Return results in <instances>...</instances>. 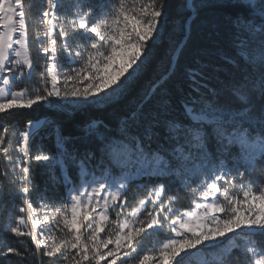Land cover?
I'll list each match as a JSON object with an SVG mask.
<instances>
[{"label": "snow or ice", "instance_id": "6c2138e0", "mask_svg": "<svg viewBox=\"0 0 264 264\" xmlns=\"http://www.w3.org/2000/svg\"><path fill=\"white\" fill-rule=\"evenodd\" d=\"M172 9L44 0L32 18L27 0H0V122L52 117L28 120L15 145L0 123V264H191L206 251L264 264V0H180L182 41L154 68ZM199 21L207 43L185 60ZM117 108L114 127L95 115Z\"/></svg>", "mask_w": 264, "mask_h": 264}, {"label": "trees", "instance_id": "16d2710c", "mask_svg": "<svg viewBox=\"0 0 264 264\" xmlns=\"http://www.w3.org/2000/svg\"><path fill=\"white\" fill-rule=\"evenodd\" d=\"M40 1L41 0H27V3L29 5H31V13L30 16L32 18H35L37 16V12H39V9L41 7L40 5ZM186 2V0H185ZM180 3V0H172V4H173V9H172V17H171V22L169 24V32H168V38H166L162 43L160 48L158 49L157 53H156V59L154 62L153 67H157V65H159L161 59H166L170 53V49L171 47H173L176 44L181 43L182 41V35L180 32V23H181V19L178 17L177 15V11H178V5ZM189 23H192L191 21H189ZM203 24V21H199L196 24V31L194 32L191 42H184V47L187 50L186 52V56H185V60H187L188 58L191 57V55L193 54V52L195 50H197L200 46L204 45L207 43V41L204 38V33L201 30V25ZM37 71H42V67H38ZM223 72H227V69H223ZM153 77V71H149L147 73L144 74L143 79L141 80V86H143L144 84H146V82L151 79ZM120 109H108V110H99L96 112V117L99 119L104 120L105 123H107L109 125V127H114V123H115V114L117 112H119ZM91 114H82V115H76V114H65V119L66 120H85L88 119V117ZM45 116L51 117V113L48 112L46 109H41L40 111L32 114V115H27L24 113H18L16 115H13L11 117H9V119L6 122H0V123H6L10 126L11 130H18V129H23L26 122L30 119H33L35 117H39V118H44ZM52 118V117H51ZM44 143L46 145L50 144V142L45 139ZM260 179L264 180V177H260ZM0 181H3L4 186H5V190L8 189V182L7 180L4 179V177H0ZM34 182L36 185H38L41 189L44 187L45 184V177L41 174L39 169H36L35 173H34ZM137 190L135 189V187H133L128 193V199H133V196L135 194ZM64 194V188L63 186H60L55 193H53L51 190L49 192V195H54L55 198H61V196H63ZM186 198L187 197H182L181 200V204L183 205V207H187L186 205ZM7 208L4 209V214L7 213ZM9 242L13 244V246H16L18 248H23V245L21 243H19L15 238L9 237Z\"/></svg>", "mask_w": 264, "mask_h": 264}, {"label": "rangeland", "instance_id": "374dc122", "mask_svg": "<svg viewBox=\"0 0 264 264\" xmlns=\"http://www.w3.org/2000/svg\"><path fill=\"white\" fill-rule=\"evenodd\" d=\"M70 2V0H69ZM43 3H44V0H41L40 1V9H39V12L41 10V8L43 7ZM39 12H37L39 14ZM37 14V16H38ZM35 25H33L34 27ZM35 46H33V53L35 54ZM43 58H41V61H42ZM43 70V68H42ZM65 70H67L65 68ZM39 72V71H37ZM66 114H69V115H72L73 113L69 112V113H66ZM48 118H51V117H48ZM43 119V118H42ZM24 130L23 129H18V130H11L10 129V132H9V135L8 137H6V141L10 142L11 144L15 145V143L17 142L18 138H19V132ZM142 195V193H138L137 191L135 192L134 196H133V199H128L129 201V205L131 206H135L136 202H137V199L138 197ZM65 198V189H64V194L63 196H61V198H56L57 200H62ZM33 201H34V205L38 206V196L36 194L33 195L32 197ZM186 205L187 207H183L182 210H187L188 206H189V199L186 198ZM132 210L131 207L128 208V211L130 212ZM8 211V210H7ZM113 215H115V213H113ZM168 235H170L169 233H161L158 237H148L146 236L145 237V244L147 247H151L152 243L157 241V240H164L168 237ZM202 260H205L208 262V264H214V252L212 251H206V252H198L195 256L191 257L190 258V261H191V264H201V261Z\"/></svg>", "mask_w": 264, "mask_h": 264}]
</instances>
